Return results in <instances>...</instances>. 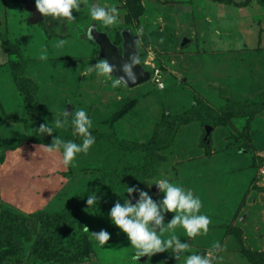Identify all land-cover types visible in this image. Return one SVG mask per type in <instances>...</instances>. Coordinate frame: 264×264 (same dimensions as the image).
<instances>
[{
	"label": "rangeland",
	"instance_id": "374dc122",
	"mask_svg": "<svg viewBox=\"0 0 264 264\" xmlns=\"http://www.w3.org/2000/svg\"><path fill=\"white\" fill-rule=\"evenodd\" d=\"M27 1L0 0V211L10 208L24 216L40 209L53 212L87 190L108 192L111 172L129 163L144 165L155 124L167 112L182 111L201 98L215 108L230 99L252 101L264 89V0H86L116 5L120 20L113 26L93 21L83 5L73 9L75 20L44 16L32 22ZM91 23L120 49L125 30L140 33L137 50L150 78L113 88L103 76L80 75L87 64L104 58L97 41L85 34ZM5 40L16 44L21 56L7 53ZM21 59L33 85L14 80ZM80 107L93 119L96 141L88 153L79 154L74 167L64 166L59 152H46V143L23 122L4 116L14 113L41 124L64 109L71 114ZM203 129L197 122L180 123L173 144L161 152L157 173L116 181L111 194L100 198L99 211H86V206L59 225L39 223L30 236L0 231V264H178L171 250L133 261L126 233L108 216L114 203L129 195L117 193L127 185L161 199L164 193L156 183H147L157 177L192 189L202 200L200 211L211 218L206 235L187 237L177 225L162 238L189 239L188 251L202 253L220 241L223 260L215 264H264V111L215 126L210 146ZM53 135L78 140L70 124ZM102 135L116 137V143ZM226 151L243 160H228ZM201 163L205 169L196 171ZM134 196L136 202L138 192ZM173 215L166 213L165 222ZM100 229L111 233L103 246L92 234Z\"/></svg>",
	"mask_w": 264,
	"mask_h": 264
},
{
	"label": "clouds",
	"instance_id": "9594fccd",
	"mask_svg": "<svg viewBox=\"0 0 264 264\" xmlns=\"http://www.w3.org/2000/svg\"><path fill=\"white\" fill-rule=\"evenodd\" d=\"M35 4L38 11L45 17L55 19L75 20L73 9L80 11L81 5H83V8H88V13L93 21L105 26L116 25L120 20L119 9L114 4L109 6L88 4L86 0H35ZM93 27L96 25L89 24L85 32L87 38L91 40L94 39ZM59 43L62 45L64 41L61 40ZM138 63H142L140 55H133L130 62L123 65V71L128 79H136L133 67ZM113 68L114 65L110 64L108 59L102 58L94 65L87 64L82 70H78L80 75L86 77L92 74L97 77L103 76L110 81L113 88L121 86L122 82L128 85L124 76L116 77L113 75ZM69 124L73 136L78 137V140H66L60 135H55L52 138V143L44 144V148L50 154L59 152L62 164L74 167L77 164L79 154L88 153L96 141V136L91 131L94 127L93 119L87 110L80 107L69 114L64 109L60 115L55 114L53 120L41 123L37 129L40 133L52 134L60 128L69 126ZM147 183L149 187L152 183H156L160 191L164 193L161 199H154L148 191L137 186L127 185L123 192H116L121 196H124L125 192L129 195L124 196L123 203L118 199L108 212L112 223L126 233L131 247L134 248L131 259L137 261L140 256L145 254L150 259L155 253L171 250L177 258L178 264H215L216 261L223 260V256L218 254L223 249L220 241L214 243L211 251L190 252L188 250L192 246L191 240L182 241L181 237L175 234L166 239L161 236V233L171 232L177 225L184 228L187 237L195 238L208 233L211 218L200 211L202 208L200 196L194 194L192 189L172 182L167 177H157L154 181H147ZM137 192L139 198L133 202L134 194ZM99 200L100 196L97 195L96 191H89L85 210L92 213L99 211ZM170 211L174 212V215L165 222V214ZM85 230H89L87 226ZM92 234L102 246L109 241L111 236V233L106 229H100L92 232Z\"/></svg>",
	"mask_w": 264,
	"mask_h": 264
},
{
	"label": "trees",
	"instance_id": "16d2710c",
	"mask_svg": "<svg viewBox=\"0 0 264 264\" xmlns=\"http://www.w3.org/2000/svg\"><path fill=\"white\" fill-rule=\"evenodd\" d=\"M7 40V39H6ZM3 41V49L7 53L16 54L21 56L18 49L16 48V44L12 45L9 41ZM28 67L26 61L21 59L19 62V67L16 69L18 71V75L16 71H14V80L17 83L23 82L27 84L33 85V81L30 77L24 75V72ZM264 111V89L261 90L258 94L257 99L252 101H244L239 99H230L228 102L224 103L220 108H215L213 105L207 100L196 99L194 103L187 107L186 109L175 112V113H166L163 115L155 124L153 138L150 140L149 145L146 149V158L144 161V165L142 167H138L133 164H127L124 168H122L119 172H111L109 177L110 190L107 192L104 189L95 190L97 195L101 197L105 195H110L115 187L116 181L124 182V181H136L138 179H143L147 177L154 176L157 173L158 165L163 160V154L161 153L164 149L169 148L175 139L176 131L178 125L189 124L192 122H197L204 127L203 137L206 134V125L210 124L213 128L219 124L225 123L226 120L231 119L233 117H240L243 115H252L261 113ZM30 117L34 116V113L29 112ZM9 122L20 123L23 124L32 130V133L36 135V137L40 140H43L46 144L52 143L53 133L52 134H43L40 133L37 129L40 124L36 122H30L28 117H22L18 114H7L4 113ZM5 121L4 125H9L10 123ZM212 133V132H211ZM17 134V133H16ZM101 135V134H100ZM186 135H188L186 133ZM192 135V133H191ZM103 137L111 140L113 143H116V137L111 135H102ZM210 144H212V136L211 134L207 135ZM63 139H72V136L62 137ZM126 141H122L121 145ZM129 144V147L135 148L134 144ZM210 150V147L207 148ZM208 151V150H207ZM210 153V152H209ZM208 154V152H207ZM218 154V153H217ZM213 155V154H212ZM215 164H213L209 168H213ZM216 166V165H215ZM199 167V168H198ZM205 165L203 163L198 164L195 168L198 170H204ZM196 170V171H198ZM97 180V179H96ZM92 190H87L86 192L81 193L78 196L69 197L66 204L59 210H55L53 212H49L45 209H40L31 214L30 216H24L18 212L13 211L10 208H4L0 211V231H9L14 235H22V236H30L36 230V227L39 223L45 225H59L63 221L69 219L71 214L76 210H83L86 205L87 193Z\"/></svg>",
	"mask_w": 264,
	"mask_h": 264
},
{
	"label": "water",
	"instance_id": "95a60500",
	"mask_svg": "<svg viewBox=\"0 0 264 264\" xmlns=\"http://www.w3.org/2000/svg\"><path fill=\"white\" fill-rule=\"evenodd\" d=\"M27 4L32 12L30 20L32 22H38L42 20L43 14L38 11L36 4H31L29 1H27ZM92 32L94 39L100 46L101 56L108 59L109 63L114 65V75H116L117 77L124 76L127 80L128 86L131 87L136 86L150 78V70L146 69L141 63L135 64L133 67V71L136 75L135 80L128 79L125 72L123 71V65L126 62H130L133 55H139V50H137V41L139 40L138 35H132L128 30H125L123 32L122 49L119 50L120 47L111 40V37L107 34V32L98 31L94 28L92 29ZM212 128V125H206L207 135L211 133ZM154 187L159 190L156 184Z\"/></svg>",
	"mask_w": 264,
	"mask_h": 264
},
{
	"label": "crops",
	"instance_id": "0c3cea01",
	"mask_svg": "<svg viewBox=\"0 0 264 264\" xmlns=\"http://www.w3.org/2000/svg\"><path fill=\"white\" fill-rule=\"evenodd\" d=\"M31 4H35V3H33L31 0H28ZM28 5V4H27ZM43 17H44V15H43ZM228 152V153H227ZM223 153H225V158H228V160L230 159V160H232V161H234L235 163H237L238 161H240V160H243V157H237V156H235L234 154H235V152H233V151H226V152H223ZM211 156H215L216 157V153L215 154H213V155H211ZM223 166V165H222ZM195 170H196V168H195ZM198 170V169H197Z\"/></svg>",
	"mask_w": 264,
	"mask_h": 264
},
{
	"label": "built area",
	"instance_id": "2783aa9c",
	"mask_svg": "<svg viewBox=\"0 0 264 264\" xmlns=\"http://www.w3.org/2000/svg\"><path fill=\"white\" fill-rule=\"evenodd\" d=\"M262 167H261V172H262V174L264 175V165H261Z\"/></svg>",
	"mask_w": 264,
	"mask_h": 264
},
{
	"label": "flooded vegetation",
	"instance_id": "af4514ba",
	"mask_svg": "<svg viewBox=\"0 0 264 264\" xmlns=\"http://www.w3.org/2000/svg\"><path fill=\"white\" fill-rule=\"evenodd\" d=\"M119 50H121V49L119 48Z\"/></svg>",
	"mask_w": 264,
	"mask_h": 264
}]
</instances>
